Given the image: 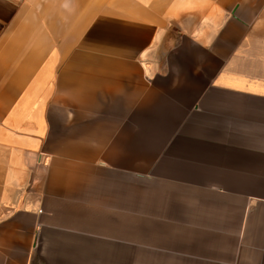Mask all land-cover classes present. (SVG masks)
I'll return each instance as SVG.
<instances>
[{
  "label": "crops",
  "instance_id": "1",
  "mask_svg": "<svg viewBox=\"0 0 264 264\" xmlns=\"http://www.w3.org/2000/svg\"><path fill=\"white\" fill-rule=\"evenodd\" d=\"M0 264H264V0H0Z\"/></svg>",
  "mask_w": 264,
  "mask_h": 264
}]
</instances>
